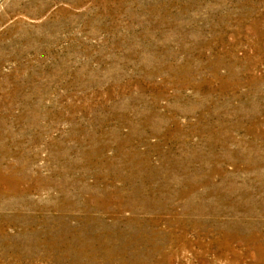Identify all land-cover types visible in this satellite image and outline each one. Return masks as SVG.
<instances>
[{
  "label": "rangeland",
  "instance_id": "obj_1",
  "mask_svg": "<svg viewBox=\"0 0 264 264\" xmlns=\"http://www.w3.org/2000/svg\"><path fill=\"white\" fill-rule=\"evenodd\" d=\"M0 264H264V0H0Z\"/></svg>",
  "mask_w": 264,
  "mask_h": 264
}]
</instances>
